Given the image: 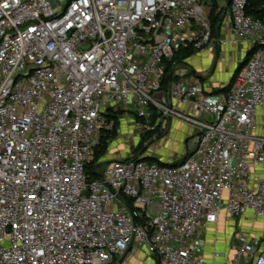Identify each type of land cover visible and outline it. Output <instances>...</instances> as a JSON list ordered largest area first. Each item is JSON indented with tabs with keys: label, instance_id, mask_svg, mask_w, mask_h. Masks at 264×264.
I'll return each mask as SVG.
<instances>
[{
	"label": "built area",
	"instance_id": "1",
	"mask_svg": "<svg viewBox=\"0 0 264 264\" xmlns=\"http://www.w3.org/2000/svg\"><path fill=\"white\" fill-rule=\"evenodd\" d=\"M213 1L0 0V264H264V230L223 252L197 235L264 228V0H227L216 25ZM216 45L253 51L228 90L192 66ZM115 121L162 139L186 124L182 154L99 158L91 176Z\"/></svg>",
	"mask_w": 264,
	"mask_h": 264
},
{
	"label": "rangeland",
	"instance_id": "2",
	"mask_svg": "<svg viewBox=\"0 0 264 264\" xmlns=\"http://www.w3.org/2000/svg\"><path fill=\"white\" fill-rule=\"evenodd\" d=\"M213 1V0H212ZM212 5L215 9V12H221L226 10L227 0H223L222 7L219 9L214 1ZM193 54V52H192ZM248 56L244 57V60L241 62L244 63L248 60ZM192 62V61H191ZM241 67V66H240ZM238 72L235 71V73ZM234 73V75H235ZM155 122L152 121V124ZM141 125L144 124V121L140 122ZM119 132L113 131L106 135L105 139H101L99 146L96 148L93 160L103 159H122L124 157H134V158H142L146 160H150L152 162L157 163H168L172 161L174 158L178 157L180 153L182 154V136L180 134H176V129L182 131L184 134L188 132V126L186 124H176L170 131L168 137L161 138L163 136V132L160 130H156L155 133L151 132H140L137 127V123L134 121L122 122L118 124ZM175 128V129H174ZM173 141V142H172ZM103 144V145H102ZM102 147L104 151H102ZM103 154L99 156V154ZM97 159V160H98ZM242 220L236 218H225L223 223H221L216 228H201L198 230L197 235L204 241L206 240V249L209 250L210 245H212V239L217 237L218 243L217 248L218 251H224L225 246L230 242L232 237L236 235L242 228H240ZM215 230L217 232V236L215 235ZM208 247V248H207ZM136 255L131 254L125 264H152V261L144 262V258L140 255L135 257ZM152 260V259H151ZM120 261V260H119ZM118 261V262H119ZM116 262L115 264H118ZM121 264H124L121 263Z\"/></svg>",
	"mask_w": 264,
	"mask_h": 264
},
{
	"label": "crops",
	"instance_id": "3",
	"mask_svg": "<svg viewBox=\"0 0 264 264\" xmlns=\"http://www.w3.org/2000/svg\"><path fill=\"white\" fill-rule=\"evenodd\" d=\"M218 37H231L228 25L225 24L221 27ZM248 52L245 45L234 48L216 45L211 50H203L198 53L192 61V66L203 75H206L208 83H210L213 87L212 89L216 91L229 87L236 75L235 71H237ZM257 122L260 127L264 126V108L257 111ZM240 228H242L240 231L248 232L256 236L261 235L264 230L261 221L251 223L249 218L242 220ZM129 256L130 255L123 260L124 264Z\"/></svg>",
	"mask_w": 264,
	"mask_h": 264
},
{
	"label": "trees",
	"instance_id": "4",
	"mask_svg": "<svg viewBox=\"0 0 264 264\" xmlns=\"http://www.w3.org/2000/svg\"><path fill=\"white\" fill-rule=\"evenodd\" d=\"M259 0H254L253 1V3H252V6H253V8H256V7H258L259 6ZM217 6V5H216ZM218 7V6H217ZM255 10V9H254ZM252 13V15L253 16H255V17H260L261 18V14H260V12H258V11H252L251 12ZM210 19H211V22H212V24L213 25H216V22H217V20H218V14H216V12H215V9H214V7H213V9H212V12H211V15H210ZM192 50H189V51H185V52H180V53H178L175 57H174V59L175 60H184V59H187V58H189L191 55H192ZM253 53V51H250L248 54H247V56L248 57H250V55ZM245 63V62H244ZM244 63H242L240 66L242 67L243 65H244ZM239 66V69L241 68ZM239 69H238V71H239ZM168 72H170V70H168ZM237 73V72H236ZM228 88L229 87H227L225 90H228ZM117 121H115V123H114V128H113V130H112V132L113 131H116V127H117ZM111 132V133H112ZM103 139H105L106 138V135L104 136V137H102ZM101 138V139H102ZM102 139V140H103ZM102 140H100V141H102ZM103 145V144H102ZM104 148L105 147H102V151H104ZM101 155H103L102 153L101 154H99V156H101ZM97 159H98V157H97ZM96 159V157H95V159H94V161H92V163L87 167V173L88 174H90L91 176H92V167L95 165V163L99 160H97Z\"/></svg>",
	"mask_w": 264,
	"mask_h": 264
},
{
	"label": "water",
	"instance_id": "5",
	"mask_svg": "<svg viewBox=\"0 0 264 264\" xmlns=\"http://www.w3.org/2000/svg\"><path fill=\"white\" fill-rule=\"evenodd\" d=\"M226 11V10H225ZM238 69H239V67H238ZM125 259V256L122 258V259H120V261L118 262V264H121L122 262H123V260Z\"/></svg>",
	"mask_w": 264,
	"mask_h": 264
}]
</instances>
